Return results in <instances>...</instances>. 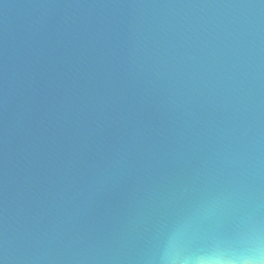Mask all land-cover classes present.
I'll return each instance as SVG.
<instances>
[{
	"label": "water",
	"instance_id": "95a60500",
	"mask_svg": "<svg viewBox=\"0 0 264 264\" xmlns=\"http://www.w3.org/2000/svg\"><path fill=\"white\" fill-rule=\"evenodd\" d=\"M264 258V0H0V264Z\"/></svg>",
	"mask_w": 264,
	"mask_h": 264
},
{
	"label": "clouds",
	"instance_id": "9594fccd",
	"mask_svg": "<svg viewBox=\"0 0 264 264\" xmlns=\"http://www.w3.org/2000/svg\"><path fill=\"white\" fill-rule=\"evenodd\" d=\"M173 264H176L173 261ZM179 264H264V258L260 255L228 258L222 256H201L192 260H183Z\"/></svg>",
	"mask_w": 264,
	"mask_h": 264
}]
</instances>
